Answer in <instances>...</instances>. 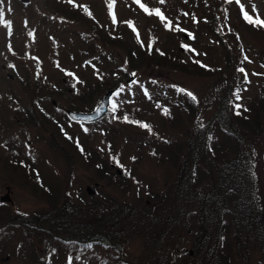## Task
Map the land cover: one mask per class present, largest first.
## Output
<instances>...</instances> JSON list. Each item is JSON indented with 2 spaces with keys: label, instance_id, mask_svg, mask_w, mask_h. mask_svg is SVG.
I'll return each instance as SVG.
<instances>
[{
  "label": "rangeland",
  "instance_id": "1",
  "mask_svg": "<svg viewBox=\"0 0 264 264\" xmlns=\"http://www.w3.org/2000/svg\"><path fill=\"white\" fill-rule=\"evenodd\" d=\"M141 2L149 9L160 8L172 21L171 30L133 0H116L115 24L106 0H73L71 4L67 0H4L5 19L12 22L14 30L7 37L5 26L0 24L4 27L0 26V195L9 189L12 202L0 204L1 222L9 221L0 228V264H68L69 257L72 264H157L146 257L149 240L141 224L113 234L115 244H123L122 253L117 246V252L103 245L81 248L77 241L96 228L90 221L109 209L101 196L113 199L119 207L153 205L157 200L154 196L163 198L165 204L172 203L183 161L190 156L189 142L200 132H207L195 148L198 157L209 159H213L212 151L222 144L223 149L226 147L219 131L212 129L222 102L228 111L241 104L239 116L247 121L253 111H259V130L253 133L245 127L250 134L244 130V136L248 139L246 156L264 203V75H252L264 74V28L246 23L241 11L243 6L255 16V5L264 19V0ZM193 17L199 22L194 23ZM95 24L107 26L115 37L127 33L129 39L104 43ZM177 24L193 38L178 31ZM141 42L147 47L151 43L156 54L164 53L171 64L144 60L141 66L131 65L128 48L137 51ZM185 44L195 52L186 51L182 47ZM245 56L251 62L245 61ZM179 63H183L182 70ZM239 68L246 70L249 83L244 82ZM97 70L103 79L98 78ZM74 77L81 81L77 90L72 89ZM40 79L45 82L41 81L40 91H34ZM109 89L114 90L111 100L118 107L112 112L109 105L99 123L76 124L65 118V111L73 107L90 111ZM180 89L193 93L197 100ZM237 90L239 101L234 96ZM31 94L44 95L34 101L35 105L60 121L64 136L71 137V142L60 136L56 126L50 129L49 125L50 131L45 132L41 126L32 125V112L21 119L18 111L32 106ZM11 96L18 100L11 101ZM177 101L185 105L176 107ZM35 112L36 122L41 116ZM199 166L202 174L204 170L209 173L201 175V191L214 182L221 184L213 166ZM35 221L45 223L36 228ZM51 225L57 226V231ZM171 254L169 251L168 256ZM258 258L254 250L245 264H256Z\"/></svg>",
  "mask_w": 264,
  "mask_h": 264
},
{
  "label": "trees",
  "instance_id": "2",
  "mask_svg": "<svg viewBox=\"0 0 264 264\" xmlns=\"http://www.w3.org/2000/svg\"><path fill=\"white\" fill-rule=\"evenodd\" d=\"M59 1L61 0H55L57 3ZM94 28L104 43L116 44V41L123 42L129 39L127 33L126 35L118 33L120 36L115 37V34L107 30V26L99 27L95 24ZM13 30L12 27L10 31L6 26L4 28L7 37L12 35ZM127 52L130 57L127 59L128 62L136 67L141 66L144 60L156 65L170 63L160 52L156 54L152 48L150 52L146 45H137V51L128 48ZM179 65L182 70L183 63ZM41 81L44 80H38V87H33L34 91H40L38 88L44 84H41ZM33 89L31 88V93ZM72 89L78 88L75 86ZM39 96L44 95L38 94ZM38 97L30 95L33 100L32 106L25 111H18L21 119L24 120L32 112V125L41 126L45 132L50 131L49 125L50 129L51 125L56 126L60 136L71 142L72 138L64 136L60 121L47 115L39 104L35 105L34 101ZM10 99L13 102L18 100L13 96ZM83 102L86 103L85 100ZM233 104L234 101H232ZM184 105L179 101L175 103L176 107ZM72 109L81 108L73 107ZM36 110L39 111L41 118L35 122ZM258 117L259 111H253L252 116L248 117L250 120L247 121L248 119L236 115V109L228 111L225 103L222 102L220 111L214 116L215 124L212 129L219 131L218 134L222 136L226 147L223 149L222 144L219 150L212 151L213 159H209L207 156L198 157L195 148L201 136L203 138L208 136L207 132H200L193 141L189 142L190 156L183 161V172L178 177L176 187L178 189L173 193L175 196L171 197L174 200L171 201L172 203L165 204L163 198L154 196L153 199H157V202L155 201L153 205L119 207L113 199L101 196L110 205L108 207L110 210L107 209L106 214L96 215V219H92V226L95 225L96 228L91 233H86L85 237L93 241L97 240L99 244L102 242L106 248L115 249L117 246L118 253H122L123 244L120 241L115 244L113 234L118 232L119 235L123 230L127 232L130 227L134 228V225L141 224L146 227L145 236L149 240L150 250L146 257L148 261L156 260L157 264H245V261L253 257L254 250L258 252L259 257L256 264H264V203L257 192L251 162L246 156L248 139L244 136L245 127L250 128L253 133L259 130L256 129L260 124ZM237 126H240L239 129ZM206 129L208 127L204 130ZM249 134L247 132V136ZM74 144L77 148H84L75 142ZM202 163L216 169L217 178L221 184L214 182L201 191L198 182L209 174L204 169L203 174L200 172L199 165ZM182 195L183 199L180 200ZM8 222L3 224L0 220V228L6 226ZM35 223L36 228H42L45 222L35 221ZM51 228L56 230L57 226L51 225ZM169 251L172 252L170 256H168ZM163 253H165L164 256H162ZM156 257L159 259H155Z\"/></svg>",
  "mask_w": 264,
  "mask_h": 264
},
{
  "label": "snow or ice",
  "instance_id": "3",
  "mask_svg": "<svg viewBox=\"0 0 264 264\" xmlns=\"http://www.w3.org/2000/svg\"><path fill=\"white\" fill-rule=\"evenodd\" d=\"M67 2L71 4V3H73V0H67ZM133 2L135 4H137L140 7V9H142L147 15H149V16L155 15L156 17H158L160 19V21L164 24L165 28L171 30L172 21L169 20V19H167L165 17L164 13L161 11L160 8L149 9L148 7L145 6L144 3L141 2V0H133ZM185 2H187V0H185ZM227 2L231 3L232 0H227ZM236 2L239 3L240 0H236ZM115 3H116V0H106V5H107V8L109 9V14H110L111 19H112V21H113L114 24L117 22V17L115 15V13L113 12V7H114ZM159 3L160 4L165 3V0H159ZM3 5H4V0H0V24H3L4 26H6L9 29V31H10L11 30V23L12 22L10 20H6L5 19V8H4ZM8 11L11 12L12 9L11 8H8ZM84 11H85V13H87V15L89 17H92L91 11H89L86 6H84ZM241 11L243 13V19L245 20L246 23H248L249 25H252L254 27L264 28V19H262L260 17L259 13L257 12V9H256V6L255 5L252 6V11L254 13H256L255 16H252L247 11H244L243 6H241ZM184 15L185 16H188L189 13H184ZM193 22L194 23H198L199 21H198V19L196 17H193ZM126 23H129V25L133 27V31L134 32L137 31L136 28L131 24V22H126ZM176 27H177V30L178 31L186 32V30L184 28L179 27L178 24H177ZM186 34L189 36V38H193L192 33L186 32ZM29 35H32V33L30 32ZM137 37H139V33L138 32H137ZM141 45L144 46L143 45V42H141ZM182 47H184L186 51H193V52H195L194 49H190L189 46L186 45V44L185 45H182ZM148 48H149V51L151 52V43H149ZM157 51H159V49H157ZM160 54L163 55L162 52ZM197 55H199V53H197ZM244 59H245V61L251 62L247 56H245ZM194 62L195 63H198V64H201V62L199 60H196ZM86 63L91 64V61H88ZM125 63H127V61ZM57 66L59 67V63L58 62H57ZM92 66L95 69V65H92ZM201 66L202 67H207L206 65H203V64H201ZM8 67L14 69L15 66L14 65H8ZM262 67H264V65H262ZM238 71H240L241 73H243L244 82L245 83H249L250 81L248 80V73L246 72V70L244 68H239ZM69 75H73L74 76V74H72V73H69ZM97 75H98V78L103 79V76L99 74L98 70H97ZM131 75L132 76H135L136 73H131ZM252 75H264V74H261V73H252ZM37 77L39 78V73H37ZM74 81L75 82L73 83V87L75 88L76 84L77 83H80L81 81L77 77H74ZM133 83H137V82L136 81H133ZM121 91H122V89H121ZM180 91L182 93H185L193 101H196L197 100V97L193 93L187 92L185 89H180ZM119 95H120V92L119 91L115 93V96L118 97ZM234 96H235V99L237 101H239L241 99V96L239 95V90H237V91L234 92ZM109 104L111 106V111L112 112H115L116 109H117V107H118L117 103L114 100H111L110 99L109 100ZM103 107H104L103 105H100V106H98L95 109V112H96L97 116L100 115ZM233 107L236 109V115H241L240 109L243 106L241 104H239V103H236V104L233 105ZM243 111L247 112L249 110L247 108H244ZM165 112L167 113V109H165ZM93 119L94 118L91 117V116L81 117V121H91ZM124 119H125L126 122H128V117L127 116H125ZM135 123L140 124L142 127L149 128V131L151 130L148 125L143 124L140 121H135ZM84 131L87 132L88 129L87 128H84ZM69 138L71 139V137H69ZM209 139H211V137H209ZM78 146H79V144H78ZM81 151H83V150L81 149ZM152 154L155 155V153H152ZM132 159L134 160L135 157H133ZM117 163H119V161H117ZM88 247H91V245H89ZM54 251L55 250H53V252ZM76 259H79V258L77 257ZM72 260H73V258L72 257H69L68 258V264H72ZM49 264H50V261H49Z\"/></svg>",
  "mask_w": 264,
  "mask_h": 264
},
{
  "label": "water",
  "instance_id": "4",
  "mask_svg": "<svg viewBox=\"0 0 264 264\" xmlns=\"http://www.w3.org/2000/svg\"><path fill=\"white\" fill-rule=\"evenodd\" d=\"M113 94V90H108L102 97L101 99L99 100L98 104L94 107V109L92 111H87V112H80V111H75V110H66V114L67 116L73 120V121H76V122H84V123H92V122H96L98 120H100L104 115L105 113L107 112V109H108V105H109V100L111 98ZM100 105H103V109L100 113V115L97 116L96 112H95V109L100 106ZM85 116H91L93 117L94 119L91 120V121H81V117H85ZM11 197H10V190L7 189V191L0 196V204L2 203H8V202H11Z\"/></svg>",
  "mask_w": 264,
  "mask_h": 264
}]
</instances>
